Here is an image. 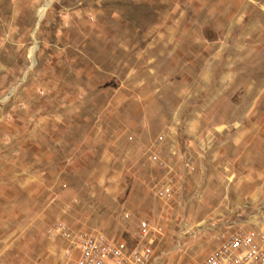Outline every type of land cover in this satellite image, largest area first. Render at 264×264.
<instances>
[{"label": "rangeland", "instance_id": "obj_1", "mask_svg": "<svg viewBox=\"0 0 264 264\" xmlns=\"http://www.w3.org/2000/svg\"><path fill=\"white\" fill-rule=\"evenodd\" d=\"M18 2L11 37L0 23V264H66L57 224L127 249L161 225L154 264L264 232V0L0 11Z\"/></svg>", "mask_w": 264, "mask_h": 264}, {"label": "built area", "instance_id": "obj_2", "mask_svg": "<svg viewBox=\"0 0 264 264\" xmlns=\"http://www.w3.org/2000/svg\"><path fill=\"white\" fill-rule=\"evenodd\" d=\"M154 194L165 202L173 196L171 188L166 186L155 187ZM55 227L67 241L63 257L68 264H154L155 234L161 231V225L139 221L133 232L135 243L127 249L102 232L71 231L61 224ZM193 264H264V232L232 231L203 261Z\"/></svg>", "mask_w": 264, "mask_h": 264}, {"label": "bare ground", "instance_id": "obj_3", "mask_svg": "<svg viewBox=\"0 0 264 264\" xmlns=\"http://www.w3.org/2000/svg\"><path fill=\"white\" fill-rule=\"evenodd\" d=\"M47 6V4H46ZM23 8H24V3L21 4L20 2H18L17 4H15L14 8L8 10L7 12V9L6 10H1L0 11V23H3L4 19H5V15L6 13L9 14L8 16V19H9V22L7 23V27L6 28H3V30H5V32L8 30L9 32V36L8 37H11V31L13 30H16L18 29L19 27H17V25L19 24V22L21 21V18H22V12H23ZM25 9V8H24ZM44 8L41 9L39 15H38V18H40V15L42 14ZM7 17V16H6ZM7 20V19H6ZM26 21V20H25ZM20 26V24H19ZM4 27V26H3ZM19 31V30H18ZM17 32V31H16ZM16 35H18L16 33ZM1 36V34H0ZM15 36V35H14ZM13 36V37H14ZM9 39V38H8ZM6 46H8V43L6 42L5 43ZM33 48V47H32ZM32 48L31 49V52H32ZM3 49V48H2ZM30 51V50H29ZM2 53V51H1ZM33 53V52H32ZM33 55V54H32ZM1 58V57H0ZM32 58V57H31ZM7 59V58H6ZM2 61V59H1Z\"/></svg>", "mask_w": 264, "mask_h": 264}, {"label": "crops", "instance_id": "obj_4", "mask_svg": "<svg viewBox=\"0 0 264 264\" xmlns=\"http://www.w3.org/2000/svg\"><path fill=\"white\" fill-rule=\"evenodd\" d=\"M112 239V238H111ZM114 240V239H113Z\"/></svg>", "mask_w": 264, "mask_h": 264}]
</instances>
